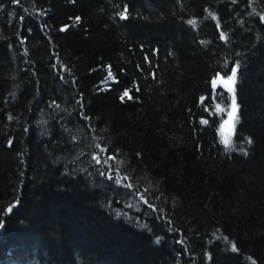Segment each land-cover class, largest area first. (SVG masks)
Segmentation results:
<instances>
[{"label": "trees", "instance_id": "1", "mask_svg": "<svg viewBox=\"0 0 264 264\" xmlns=\"http://www.w3.org/2000/svg\"><path fill=\"white\" fill-rule=\"evenodd\" d=\"M0 220V264H264V0H0Z\"/></svg>", "mask_w": 264, "mask_h": 264}, {"label": "snow or ice", "instance_id": "2", "mask_svg": "<svg viewBox=\"0 0 264 264\" xmlns=\"http://www.w3.org/2000/svg\"><path fill=\"white\" fill-rule=\"evenodd\" d=\"M121 19L127 18V9L125 8L120 14ZM77 21H79V17L76 18ZM190 24H195V21H189ZM221 38H225V34L221 33ZM239 69V64L236 63L233 67L230 69V75L225 73V75H220L219 73L216 74V78L212 80V86L213 89H215L218 85L223 87L229 94L231 98V103L228 105L227 109L221 108L219 104L216 105V110L220 113L226 112L227 119L223 120V122L220 125L219 128V135H220V142L224 145L225 150H232L233 148V136L235 135L236 130V124L239 120V105L237 104L236 99V79H237V73ZM109 77L112 76V73L109 71L108 73ZM125 97L131 99L132 97L129 95V90H125L123 94L121 95L120 99L123 100ZM203 100V98H201ZM11 118V117H10ZM201 123L207 124V120H202ZM247 143H251V140L249 139ZM96 148L99 150L98 152L94 153L92 155V160L95 162L96 165H100L101 167L98 169L99 174L101 176H105L106 179L109 181H112L117 186H123L126 188L131 189L133 185L126 184L125 181L128 180L127 176H123L121 174V171L119 168H113V166L109 163L112 160H115L116 157L114 154H108L107 153V147L106 146H100L96 145ZM243 151V149H241ZM103 154V155H101ZM140 198L144 200V202L147 204L148 201L145 199L143 194L140 195ZM149 207L151 205L149 204ZM12 211V208H8V212L10 213ZM3 221L0 220V228H3ZM233 250H237L235 247V244H232ZM254 264V262H253Z\"/></svg>", "mask_w": 264, "mask_h": 264}, {"label": "rangeland", "instance_id": "3", "mask_svg": "<svg viewBox=\"0 0 264 264\" xmlns=\"http://www.w3.org/2000/svg\"><path fill=\"white\" fill-rule=\"evenodd\" d=\"M217 87H221V86L218 85ZM217 87H216V88H217ZM222 88H223V87H222ZM225 119H227V118H225Z\"/></svg>", "mask_w": 264, "mask_h": 264}]
</instances>
